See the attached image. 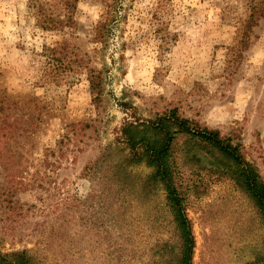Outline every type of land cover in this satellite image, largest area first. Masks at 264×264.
I'll return each instance as SVG.
<instances>
[{"label":"rangeland","instance_id":"374dc122","mask_svg":"<svg viewBox=\"0 0 264 264\" xmlns=\"http://www.w3.org/2000/svg\"><path fill=\"white\" fill-rule=\"evenodd\" d=\"M31 1L0 0V254L165 264L177 241L165 192L146 189L154 169L130 162L124 128L176 109L239 146L264 181V15L251 18L264 0H79L63 31L43 30ZM40 1L63 15L64 0ZM57 47L71 69L49 77ZM186 139L175 159L193 264H263L256 210Z\"/></svg>","mask_w":264,"mask_h":264},{"label":"trees","instance_id":"16d2710c","mask_svg":"<svg viewBox=\"0 0 264 264\" xmlns=\"http://www.w3.org/2000/svg\"><path fill=\"white\" fill-rule=\"evenodd\" d=\"M79 0H64L60 4L62 14H54L40 0H32L30 11H34L38 25L45 31H63L72 28ZM251 18L264 15V2L252 7ZM102 40V31L95 38ZM66 47H57L49 55V77H58L61 72L70 70V58ZM89 74L92 94L100 92V76L93 71ZM132 150L130 162L145 161L154 169L149 177L146 189L161 186L166 197V214L170 217L171 227L177 241L167 246L168 255L163 256L165 264H193L195 238L191 222L187 216V192L179 180L180 172L175 159V143L178 136L187 138L188 146L193 147L195 160L208 167L212 176H218L232 182L249 200L264 226V181L254 165L249 163L239 146H234L230 139L223 138L219 131L209 130L181 118L176 109L155 121L141 124H128L123 132ZM264 264V259L262 260ZM0 264H32L28 252L0 254Z\"/></svg>","mask_w":264,"mask_h":264}]
</instances>
